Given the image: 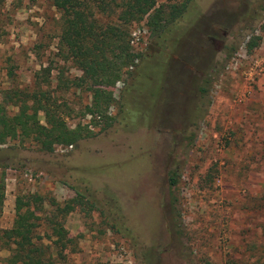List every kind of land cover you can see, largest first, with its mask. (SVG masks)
<instances>
[{
    "label": "rangeland",
    "instance_id": "rangeland-1",
    "mask_svg": "<svg viewBox=\"0 0 264 264\" xmlns=\"http://www.w3.org/2000/svg\"><path fill=\"white\" fill-rule=\"evenodd\" d=\"M147 17L130 26L139 57L112 87L110 127L52 152L28 139L0 144L14 152L0 164V264L17 194L61 206L77 192L84 204L65 219L76 249L58 264H264V0H187L159 36ZM60 30L50 0L0 2V99L30 89L45 67L52 89L59 68L80 75L63 59ZM251 36L260 39L249 48ZM65 95L76 109L90 100Z\"/></svg>",
    "mask_w": 264,
    "mask_h": 264
},
{
    "label": "trees",
    "instance_id": "trees-1",
    "mask_svg": "<svg viewBox=\"0 0 264 264\" xmlns=\"http://www.w3.org/2000/svg\"><path fill=\"white\" fill-rule=\"evenodd\" d=\"M186 1L156 5L157 0H50L60 13L63 59L80 70V75L68 76L61 67L52 89L50 68L45 67L35 74L30 89H4L0 99V144L28 139L38 150L52 152L58 146L76 145L110 127V108L117 102L112 87L139 57L130 44L131 24L148 16L146 24L151 35L159 36L181 16ZM259 39L251 36L248 47L257 45ZM146 63L149 66L150 62ZM210 77V72L205 74L199 92H206ZM75 89L89 93V103L82 109L72 106L65 95ZM10 107L15 112L10 113ZM39 113L43 114L42 121ZM70 117H78L74 126L67 123ZM11 149L0 148V164L2 158L9 161L13 156ZM176 175V169L168 174L171 187L177 184ZM4 198L5 184L0 177V214ZM43 200L36 193L15 197L12 225L1 232L10 251L5 264H58L64 260L65 252L75 251L76 240L69 235L65 219L76 205L84 204L83 195L77 192L72 204L61 206L53 198Z\"/></svg>",
    "mask_w": 264,
    "mask_h": 264
},
{
    "label": "flooded vegetation",
    "instance_id": "flooded-vegetation-1",
    "mask_svg": "<svg viewBox=\"0 0 264 264\" xmlns=\"http://www.w3.org/2000/svg\"><path fill=\"white\" fill-rule=\"evenodd\" d=\"M209 39L214 41L215 38L213 36H209Z\"/></svg>",
    "mask_w": 264,
    "mask_h": 264
}]
</instances>
